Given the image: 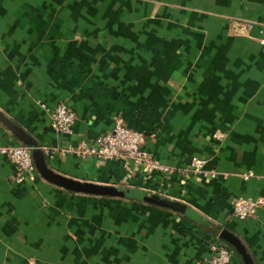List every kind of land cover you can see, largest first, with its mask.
<instances>
[{
	"label": "crops",
	"instance_id": "1",
	"mask_svg": "<svg viewBox=\"0 0 264 264\" xmlns=\"http://www.w3.org/2000/svg\"><path fill=\"white\" fill-rule=\"evenodd\" d=\"M263 26L264 0H0V141L95 187L37 169L16 182L0 155V264H210L222 230L264 264V206L232 214L234 198L264 197ZM58 102L75 114L70 133L51 126ZM115 118L181 173L61 152ZM192 157L204 172L185 171Z\"/></svg>",
	"mask_w": 264,
	"mask_h": 264
},
{
	"label": "built area",
	"instance_id": "2",
	"mask_svg": "<svg viewBox=\"0 0 264 264\" xmlns=\"http://www.w3.org/2000/svg\"><path fill=\"white\" fill-rule=\"evenodd\" d=\"M252 27V25H249ZM259 42L264 45V26L261 29ZM47 109L46 105L40 104ZM50 110L51 126L59 133H70L75 120L73 110L63 102L56 103ZM145 136L143 132L126 125L122 119L115 118L112 128L92 139H83L76 146L64 149L61 152H71L79 158L94 157L101 160L116 161L127 174H135L141 170L143 174L156 173L159 175H171L181 173L154 158L144 150ZM33 149L22 144H6L0 141V155L6 157L17 167L16 182L24 177L35 176V164L32 157ZM43 153L48 154L49 148L43 147ZM205 160L200 157H192L185 168L186 172L200 174L204 172ZM216 172L210 170L209 176L216 177ZM244 177H247L245 175ZM264 204V197L251 198L238 196L232 203V212L239 219H245L258 206ZM210 264H230L233 251L218 238L210 243Z\"/></svg>",
	"mask_w": 264,
	"mask_h": 264
},
{
	"label": "water",
	"instance_id": "3",
	"mask_svg": "<svg viewBox=\"0 0 264 264\" xmlns=\"http://www.w3.org/2000/svg\"><path fill=\"white\" fill-rule=\"evenodd\" d=\"M0 120H2L5 124L9 125V122L5 118H3L1 114ZM32 157L36 169L49 182L76 192L93 193L95 191L94 185H91L89 183H82L64 177L48 169L45 165V161L40 150H33ZM220 237L234 248L238 256L241 258L243 264H255L247 247L235 233L230 232L228 230H222L220 232Z\"/></svg>",
	"mask_w": 264,
	"mask_h": 264
},
{
	"label": "rangeland",
	"instance_id": "4",
	"mask_svg": "<svg viewBox=\"0 0 264 264\" xmlns=\"http://www.w3.org/2000/svg\"><path fill=\"white\" fill-rule=\"evenodd\" d=\"M235 199V198H234ZM234 201V200H233ZM233 201H232V203H233ZM262 206V205H261ZM263 206H264V204H263ZM260 206H258V207H256V209L249 215V216H247L246 218H248V217H255L256 215H257V210H258V208H259ZM232 214H233V212H232ZM238 218V217H237ZM245 218V219H246Z\"/></svg>",
	"mask_w": 264,
	"mask_h": 264
},
{
	"label": "trees",
	"instance_id": "5",
	"mask_svg": "<svg viewBox=\"0 0 264 264\" xmlns=\"http://www.w3.org/2000/svg\"><path fill=\"white\" fill-rule=\"evenodd\" d=\"M220 240L222 241V242H224V243H226V241L225 240H223L222 238H220ZM227 245H228V247L238 256V254L236 253V251L234 250V248L231 246V245H229L228 243H226Z\"/></svg>",
	"mask_w": 264,
	"mask_h": 264
}]
</instances>
